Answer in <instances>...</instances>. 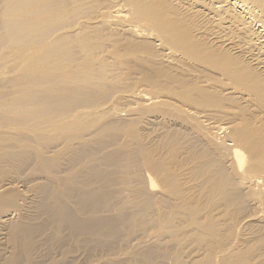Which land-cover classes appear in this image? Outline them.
<instances>
[{
    "label": "bare ground",
    "instance_id": "6f19581e",
    "mask_svg": "<svg viewBox=\"0 0 264 264\" xmlns=\"http://www.w3.org/2000/svg\"><path fill=\"white\" fill-rule=\"evenodd\" d=\"M259 104L264 0H0V264H264Z\"/></svg>",
    "mask_w": 264,
    "mask_h": 264
},
{
    "label": "rangeland",
    "instance_id": "374dc122",
    "mask_svg": "<svg viewBox=\"0 0 264 264\" xmlns=\"http://www.w3.org/2000/svg\"><path fill=\"white\" fill-rule=\"evenodd\" d=\"M138 89H140V90H142L143 88L142 87H139ZM144 90V89H143ZM147 90V89H146ZM246 94V93H245ZM252 100V99H251ZM127 104H129L132 108H134V104H133V102L131 103L130 101L128 102V103H125V104H123V105H125V106H129V105H127ZM252 104H255L254 103V101L252 100ZM133 105V106H132ZM261 105L262 104H259V105H254L253 107H251V109L250 108H246V110H243L244 111V117H246V118H249L250 120H249V125H250V129L249 130H251V132H252V134L254 135V138L257 140V144H259V143H261V142H263L264 141V135H262L263 133H264V111L261 109ZM124 106V107H125ZM130 107V108H131ZM255 107V108H254ZM122 115H124V112H122L121 113ZM161 119V120H160ZM164 120V121H163ZM158 121V122H157ZM170 121H168V123H166L165 124V119H162V118H159V119H157L156 120V122H155V125H153V127H156V128H154L153 129V127L152 126H150V127H152V128H150V127H148V130H149V133L152 135V137H153V139H154V137L155 136H157V135H159V131H160V134L161 133H165L166 134V132L167 131H165V127H168L169 129H171V130H176V129H173V128H178V126H177V124L178 123H174V122H170ZM217 124H219V125H226V123H227V121L226 120H217ZM255 123V124H254ZM168 124V125H167ZM174 126H173V125ZM160 126V128H158ZM173 126V127H172ZM227 126V125H226ZM253 126V127H252ZM164 128V130H162ZM253 128V129H252ZM155 129L157 130L156 131V133L155 132H153V131H155ZM152 130V131H151ZM159 130V131H158ZM164 131V132H163ZM154 133V134H153ZM255 135H257V136H255ZM220 136H223V134L222 135H220ZM155 141H157V139L155 140ZM215 156L217 157L218 155L215 153ZM239 178H238V176H236V180L237 181H239L238 180ZM260 209H258V207L254 210V212L252 213V215H253V219H254V216H256L257 217V219L259 218V212L261 211H259ZM80 258H82V256L80 257ZM81 263H80V262ZM84 261V259L82 258V261H81V259L79 260L78 259V262L77 261H75L74 260V263L73 264H85V262H83ZM83 262V263H82Z\"/></svg>",
    "mask_w": 264,
    "mask_h": 264
}]
</instances>
